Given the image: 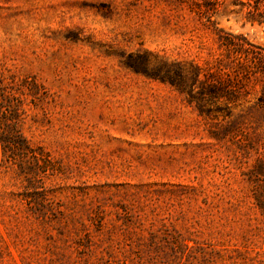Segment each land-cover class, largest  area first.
Wrapping results in <instances>:
<instances>
[{"label":"rangeland","instance_id":"obj_1","mask_svg":"<svg viewBox=\"0 0 264 264\" xmlns=\"http://www.w3.org/2000/svg\"><path fill=\"white\" fill-rule=\"evenodd\" d=\"M194 0H0V264H264V109L200 115L142 70L209 66ZM233 0L213 18L264 46ZM261 85H257L260 91Z\"/></svg>","mask_w":264,"mask_h":264},{"label":"trees","instance_id":"obj_2","mask_svg":"<svg viewBox=\"0 0 264 264\" xmlns=\"http://www.w3.org/2000/svg\"><path fill=\"white\" fill-rule=\"evenodd\" d=\"M194 9L217 31L220 54L209 66L191 62L188 66L161 60L151 69L145 58L142 70L148 76L169 83L185 94L203 116H242L244 109H264V46L254 43L243 33H235L218 26L213 14L227 0H194ZM245 11L247 19L264 23V0H233ZM257 85H261L260 91ZM0 141L6 160L23 161L30 143L16 124L0 119ZM256 204L264 214V191L255 193ZM109 264V262H107Z\"/></svg>","mask_w":264,"mask_h":264}]
</instances>
